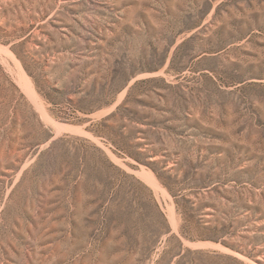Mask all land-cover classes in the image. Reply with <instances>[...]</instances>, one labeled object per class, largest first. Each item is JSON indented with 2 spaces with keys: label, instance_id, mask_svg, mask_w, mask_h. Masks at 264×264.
I'll list each match as a JSON object with an SVG mask.
<instances>
[{
  "label": "rangeland",
  "instance_id": "374dc122",
  "mask_svg": "<svg viewBox=\"0 0 264 264\" xmlns=\"http://www.w3.org/2000/svg\"><path fill=\"white\" fill-rule=\"evenodd\" d=\"M0 264H264V0H0Z\"/></svg>",
  "mask_w": 264,
  "mask_h": 264
}]
</instances>
